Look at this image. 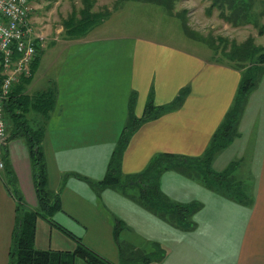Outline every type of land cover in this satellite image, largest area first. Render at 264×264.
Here are the masks:
<instances>
[{
    "label": "crops",
    "instance_id": "0c3cea01",
    "mask_svg": "<svg viewBox=\"0 0 264 264\" xmlns=\"http://www.w3.org/2000/svg\"><path fill=\"white\" fill-rule=\"evenodd\" d=\"M95 28L82 39L68 38L61 49L49 44L36 71L49 52L51 58L45 60L49 69L56 64V77L34 80V72L23 84L31 102L27 118L42 124L49 186L62 203L52 219L112 264L121 263L120 244L146 252L160 246L165 255L158 264H264V75L248 95L238 136L213 162L214 170L223 172L236 158L246 159L253 180L250 191L241 188L242 198L236 199L174 170L160 177V188L172 201L199 204L194 228L185 230L140 204L136 186L100 189L95 183L107 174L131 112L143 117L150 100L157 107H169L183 91L180 106L142 123L133 133L122 172L124 178L139 174L159 154L202 156L234 104L242 72L146 36L90 37ZM60 61L68 66L59 70ZM4 151L0 264H9L18 205L11 179L29 209L37 210L39 200L27 143L8 141ZM35 247L73 252L77 243L39 218ZM76 264L86 263L78 259Z\"/></svg>",
    "mask_w": 264,
    "mask_h": 264
},
{
    "label": "trees",
    "instance_id": "16d2710c",
    "mask_svg": "<svg viewBox=\"0 0 264 264\" xmlns=\"http://www.w3.org/2000/svg\"><path fill=\"white\" fill-rule=\"evenodd\" d=\"M148 3H158L165 6L167 4L162 0H140ZM222 0H214V5ZM235 0H223L224 4L233 5ZM90 0L86 2L79 12H74L68 20L65 21L66 35L69 38L77 39L86 36L93 28L105 21L110 12H95ZM260 33L264 35V26ZM264 49V48H263ZM262 48L256 45L252 38L247 39L242 44H233L229 54L237 57L241 65V72L256 71L254 75H248L245 78L242 75L241 83L235 98L234 104L226 115L223 123L212 137L206 151L202 156L186 157L174 154H159L147 166V168L134 176L124 178L122 172V158L124 151L129 143L133 133L142 123L156 119L163 115L167 109L175 108L181 105L184 97V91L169 107H157L152 100L149 101L146 113L141 118H136L131 112L129 123L122 132L118 145L115 148L107 174L105 177L95 183L100 189L115 188L124 189L129 186H138L139 195L137 200L148 210L157 213L161 218L176 224L177 226L191 230L194 228L193 216L196 213L199 204H182L172 201L161 190L159 179L165 171L174 170L182 175L200 180L224 193L231 195L236 199H241L243 191L241 185L231 177L235 166L233 162L223 172H217L213 169V162L216 156L226 149L232 141L238 136V126L243 113L247 98L251 90L258 84V81L264 75V52ZM43 50L35 61L31 64L30 75L20 78L21 85L13 86L9 97L5 101L4 114L9 124L8 141L14 139H23L29 147V153L32 163L33 179L36 193L39 200V208L31 210L22 200L18 188L11 179L13 195L17 199V227L15 229L13 244L10 252L9 264H76L80 259L86 264H112L108 259L89 248L79 237L55 223L53 215L62 209V203L59 194H56L49 186L48 170L45 160V152L42 146L43 130H32L27 118V112L30 109V97L25 96L23 84L33 79L34 72L38 66V60ZM257 69V70H256ZM250 70V71H249ZM243 74V73H242ZM42 107V105H40ZM5 154V151H4ZM6 162V154L4 155ZM90 181V180H89ZM92 183V181H90ZM39 218L50 221L65 234L72 237L77 247L73 252L60 251H42L35 247L36 225ZM121 222L117 221L116 239L121 230ZM122 260L120 264H158L162 261L165 251L158 245L154 252L138 250L134 247L120 244Z\"/></svg>",
    "mask_w": 264,
    "mask_h": 264
},
{
    "label": "rangeland",
    "instance_id": "374dc122",
    "mask_svg": "<svg viewBox=\"0 0 264 264\" xmlns=\"http://www.w3.org/2000/svg\"><path fill=\"white\" fill-rule=\"evenodd\" d=\"M87 1L32 0V19L37 33L45 38L43 49L47 46L52 47L51 43H56V48H63L62 44L69 38L66 35L65 21L75 11L79 12L86 7ZM162 1L167 5L140 0H90L93 11L103 13L108 11L111 14L105 23L92 31L90 37L119 34L146 36L234 69L239 68L241 63L237 57L228 53L233 44H242L252 38L257 46L264 48V35L260 33L264 26V0H235L233 5L224 4L223 0L217 5H214V0ZM45 58H51V54L48 52L45 55L34 80H51L56 77L58 70L56 64L49 69V59ZM62 62H59V70L68 66L65 61ZM242 73L247 79L248 75H254L256 71L252 73L242 70ZM8 125L7 121V130ZM28 125L32 130L42 129L39 119L32 122L29 120ZM9 133L8 131V138ZM226 152L222 151L219 154ZM245 162L246 159L245 161L241 158L235 159L231 177L244 191H250L253 180L249 176V168ZM215 167L217 168L216 164ZM136 188L139 190L138 186Z\"/></svg>",
    "mask_w": 264,
    "mask_h": 264
},
{
    "label": "built area",
    "instance_id": "2783aa9c",
    "mask_svg": "<svg viewBox=\"0 0 264 264\" xmlns=\"http://www.w3.org/2000/svg\"><path fill=\"white\" fill-rule=\"evenodd\" d=\"M32 0H0V172L5 169L4 149L8 142L5 101L22 76H29L31 64L44 37L32 19Z\"/></svg>",
    "mask_w": 264,
    "mask_h": 264
}]
</instances>
